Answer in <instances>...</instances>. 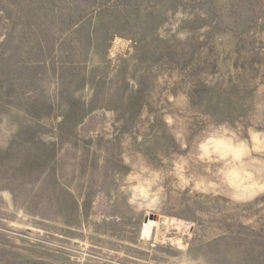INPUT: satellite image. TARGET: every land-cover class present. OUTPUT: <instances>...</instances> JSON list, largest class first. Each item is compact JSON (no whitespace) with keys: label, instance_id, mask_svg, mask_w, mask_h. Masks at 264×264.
Instances as JSON below:
<instances>
[{"label":"rangeland","instance_id":"374dc122","mask_svg":"<svg viewBox=\"0 0 264 264\" xmlns=\"http://www.w3.org/2000/svg\"><path fill=\"white\" fill-rule=\"evenodd\" d=\"M0 264H264V0H0Z\"/></svg>","mask_w":264,"mask_h":264},{"label":"bare ground","instance_id":"6f19581e","mask_svg":"<svg viewBox=\"0 0 264 264\" xmlns=\"http://www.w3.org/2000/svg\"><path fill=\"white\" fill-rule=\"evenodd\" d=\"M151 223H154V222H149L148 225H151ZM149 231H150V227L149 228H145L142 233H143V236H147L148 237V234H149ZM142 236V237H143Z\"/></svg>","mask_w":264,"mask_h":264}]
</instances>
